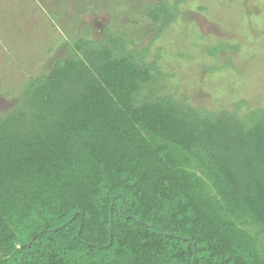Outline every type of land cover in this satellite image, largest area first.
Returning <instances> with one entry per match:
<instances>
[{
    "label": "trees",
    "instance_id": "obj_1",
    "mask_svg": "<svg viewBox=\"0 0 264 264\" xmlns=\"http://www.w3.org/2000/svg\"><path fill=\"white\" fill-rule=\"evenodd\" d=\"M131 43L79 37L0 113V264H264V108L140 98Z\"/></svg>",
    "mask_w": 264,
    "mask_h": 264
},
{
    "label": "rangeland",
    "instance_id": "obj_2",
    "mask_svg": "<svg viewBox=\"0 0 264 264\" xmlns=\"http://www.w3.org/2000/svg\"><path fill=\"white\" fill-rule=\"evenodd\" d=\"M161 1L0 0V113L74 40L107 32H124L157 66L140 98L170 93L214 111L264 108V0H168L178 15L160 34L147 9Z\"/></svg>",
    "mask_w": 264,
    "mask_h": 264
}]
</instances>
